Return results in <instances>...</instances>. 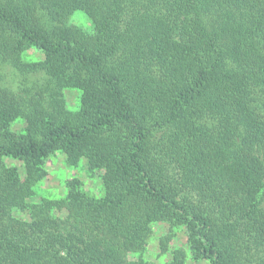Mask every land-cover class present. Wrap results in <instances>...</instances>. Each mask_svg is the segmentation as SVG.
<instances>
[{
	"label": "trees",
	"instance_id": "1",
	"mask_svg": "<svg viewBox=\"0 0 264 264\" xmlns=\"http://www.w3.org/2000/svg\"><path fill=\"white\" fill-rule=\"evenodd\" d=\"M77 10L93 31L70 22ZM32 48L44 58L26 60ZM5 65L47 77L0 85V264H145L128 253L157 220L162 250L184 225L195 259L264 264V0H0ZM67 88L82 90L78 110ZM57 150L102 171L104 195L74 178L27 205Z\"/></svg>",
	"mask_w": 264,
	"mask_h": 264
},
{
	"label": "rangeland",
	"instance_id": "2",
	"mask_svg": "<svg viewBox=\"0 0 264 264\" xmlns=\"http://www.w3.org/2000/svg\"><path fill=\"white\" fill-rule=\"evenodd\" d=\"M70 22L88 30H94L92 19L82 10L75 11ZM26 60L38 61L44 58L37 49H29L25 55ZM0 85L11 88L16 92H21L25 86H31L33 82H43L46 73L23 74L11 65H5L0 69ZM64 96L67 107L73 111L78 110L83 99V92L79 88L64 89ZM26 121L23 117H18L12 123V129L17 132L24 131ZM6 164L17 166L22 180H25L28 173L23 161L6 158ZM38 172V179L34 184V195L27 199V205L41 203L44 198L60 199L68 194L67 182L70 179L78 178L81 182L80 189L88 196L100 198L104 195L105 188L102 180V171L92 174L88 171L85 159H82L78 166L70 165L64 151L57 150L46 156ZM29 206L16 207L12 210L15 217L30 221L31 211ZM68 211L54 209L52 215L57 218H64ZM145 241L143 246L128 253V260L145 261V264H168L174 259L176 249H184L186 257L183 264H211L205 259H195L188 244V230L186 226H176L173 229L174 236L168 243L167 249L162 250L160 240L170 232V225L163 220L153 221L144 226Z\"/></svg>",
	"mask_w": 264,
	"mask_h": 264
}]
</instances>
